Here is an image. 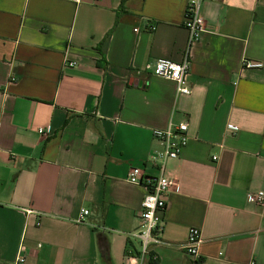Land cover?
<instances>
[{
  "label": "crops",
  "instance_id": "obj_1",
  "mask_svg": "<svg viewBox=\"0 0 264 264\" xmlns=\"http://www.w3.org/2000/svg\"><path fill=\"white\" fill-rule=\"evenodd\" d=\"M185 4L0 0V264L136 262L145 188L126 176L155 178L152 130L181 122L161 242L137 263L264 264V201L247 199L264 192V0H201L190 47ZM185 53L189 95L143 70ZM191 227L197 263L183 248Z\"/></svg>",
  "mask_w": 264,
  "mask_h": 264
},
{
  "label": "built area",
  "instance_id": "obj_2",
  "mask_svg": "<svg viewBox=\"0 0 264 264\" xmlns=\"http://www.w3.org/2000/svg\"><path fill=\"white\" fill-rule=\"evenodd\" d=\"M73 3H80L82 0H68ZM201 0H186L183 27L187 31V46L190 47L200 40L201 34L204 32V19L201 14ZM154 25L147 27L148 31H153ZM69 67L73 66V62H65ZM246 67H261L260 62L245 61ZM143 70L149 72L153 76H157L166 80L173 81L176 85V93L180 95H189L191 90L188 85L189 60L188 54L179 62L168 59H156L147 62ZM230 131H235V127L227 126ZM39 134H46L48 130L38 129ZM154 138L162 143V149L155 151L151 156V163L159 165L160 173L155 178H146L143 183V171L140 168L133 167L129 170L126 181L134 185H142L145 188V194L140 203L139 226L137 230L129 235L138 242V255L136 262L152 252L153 247L160 243L161 235L164 228V213L166 209L165 196L171 191L176 183L164 174L165 163L170 159L179 157L182 149L187 144V123L181 122L177 125L169 123L166 128L152 130ZM215 159V158H213ZM247 199L258 204L264 201V192L259 190L249 192ZM89 213L87 209H81L76 221L83 222L85 216ZM201 242L200 231L198 228H189L186 241L183 244L185 253L194 263L199 261V245ZM154 257V256H152ZM127 258L129 261V250H127ZM25 258L18 255L13 264H24ZM129 264V263H128Z\"/></svg>",
  "mask_w": 264,
  "mask_h": 264
},
{
  "label": "trees",
  "instance_id": "obj_3",
  "mask_svg": "<svg viewBox=\"0 0 264 264\" xmlns=\"http://www.w3.org/2000/svg\"><path fill=\"white\" fill-rule=\"evenodd\" d=\"M106 39V38H105ZM105 43V42H104Z\"/></svg>",
  "mask_w": 264,
  "mask_h": 264
}]
</instances>
